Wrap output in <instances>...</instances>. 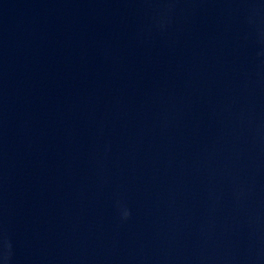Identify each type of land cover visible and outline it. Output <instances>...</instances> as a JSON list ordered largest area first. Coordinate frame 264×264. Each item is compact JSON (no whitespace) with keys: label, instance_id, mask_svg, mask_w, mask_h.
I'll return each mask as SVG.
<instances>
[{"label":"water","instance_id":"95a60500","mask_svg":"<svg viewBox=\"0 0 264 264\" xmlns=\"http://www.w3.org/2000/svg\"><path fill=\"white\" fill-rule=\"evenodd\" d=\"M0 264H264V0H0Z\"/></svg>","mask_w":264,"mask_h":264}]
</instances>
